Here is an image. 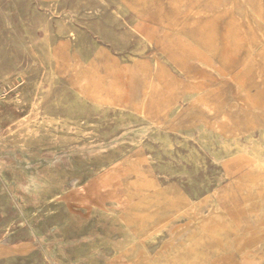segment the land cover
Instances as JSON below:
<instances>
[{
  "label": "rangeland",
  "instance_id": "1",
  "mask_svg": "<svg viewBox=\"0 0 264 264\" xmlns=\"http://www.w3.org/2000/svg\"><path fill=\"white\" fill-rule=\"evenodd\" d=\"M262 134L264 0H0V264H264Z\"/></svg>",
  "mask_w": 264,
  "mask_h": 264
},
{
  "label": "bare ground",
  "instance_id": "2",
  "mask_svg": "<svg viewBox=\"0 0 264 264\" xmlns=\"http://www.w3.org/2000/svg\"><path fill=\"white\" fill-rule=\"evenodd\" d=\"M25 29V28H24ZM42 35V34H41ZM261 143H264V134L261 136ZM87 181V180H86ZM82 190V189H81ZM250 264H258V263H250Z\"/></svg>",
  "mask_w": 264,
  "mask_h": 264
}]
</instances>
